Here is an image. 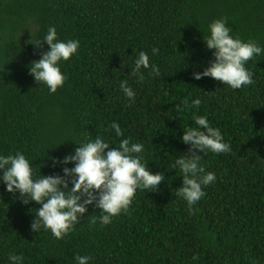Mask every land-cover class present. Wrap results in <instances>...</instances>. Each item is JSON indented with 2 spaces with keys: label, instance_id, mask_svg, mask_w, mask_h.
<instances>
[{
  "label": "trees",
  "instance_id": "16d2710c",
  "mask_svg": "<svg viewBox=\"0 0 264 264\" xmlns=\"http://www.w3.org/2000/svg\"><path fill=\"white\" fill-rule=\"evenodd\" d=\"M216 19L264 48V0H0V154L21 152L37 173L62 174L65 165L53 167L51 158H63L75 141L99 134L118 146L115 121L124 137L144 144L149 169L165 176L154 191L137 189L107 225L88 205L62 239L33 232L41 205H25L0 182V264H10L11 252L23 264H76V254L90 256L89 264H264V54L246 62L253 83L240 89L195 79L214 59L203 38ZM51 26L60 40L80 42L60 62L66 79L55 93L29 71L48 50L34 42ZM139 51L158 69H142L143 80L131 74ZM197 97L198 108L177 110ZM194 113L220 128L231 151L200 153L216 180L189 206L176 195L182 173L172 166L189 152L180 137L195 126Z\"/></svg>",
  "mask_w": 264,
  "mask_h": 264
},
{
  "label": "clouds",
  "instance_id": "9594fccd",
  "mask_svg": "<svg viewBox=\"0 0 264 264\" xmlns=\"http://www.w3.org/2000/svg\"><path fill=\"white\" fill-rule=\"evenodd\" d=\"M208 27L210 35L203 41L212 50L214 59L202 72H194V78L211 77L232 89L252 84L253 73L245 65L254 56L264 54V48L253 40L244 41L233 36L224 19H216ZM44 43L48 45V50L41 52L39 59L30 62L29 71L36 82H43L50 93H55L66 79L60 62L76 54L80 42L78 39L60 40L56 28L51 26L42 40L34 42L38 48ZM156 51L152 49L153 54ZM142 69L158 72L155 65L150 64L145 51H139L131 74L143 80ZM120 89L126 98L135 101L136 93L126 80L120 81ZM200 104L198 97L185 99L177 110L187 111L198 108ZM193 120L195 126L184 128L180 137L188 145L189 152L180 154L172 166V169L178 167L182 173V184L176 195L189 206L205 195L203 187L216 180V174L206 171L201 164L200 153L231 151V145L225 142L220 128L212 126L205 115L194 113ZM110 128L117 137H123L118 146L110 147L113 144L97 134L94 139L75 141L79 146L63 158L52 157L53 167L65 165L62 174L37 173L31 160L21 152L0 154V182L6 190L18 193V198L25 205L33 201L41 205L35 208V217L31 222L33 232L50 230L54 237L62 239L87 211L88 205L101 210L100 222L107 225L112 217L128 207L137 189L154 191L164 181L162 172H152L147 166L142 142L124 137L119 123L115 121L111 122ZM68 164L73 166L68 167ZM74 259L76 264H89L91 257L76 254ZM8 261L10 264H23V257L11 252Z\"/></svg>",
  "mask_w": 264,
  "mask_h": 264
}]
</instances>
